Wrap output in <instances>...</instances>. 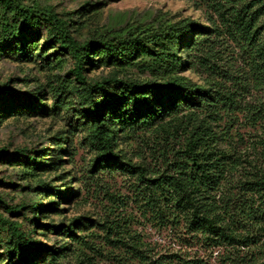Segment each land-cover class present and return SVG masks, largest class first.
<instances>
[{
  "label": "trees",
  "instance_id": "16d2710c",
  "mask_svg": "<svg viewBox=\"0 0 264 264\" xmlns=\"http://www.w3.org/2000/svg\"><path fill=\"white\" fill-rule=\"evenodd\" d=\"M187 1L203 13L210 25L184 19L145 28L133 25L93 30L86 38L79 39L73 33L75 20L59 16L48 4L37 0H0V56L31 58L37 38L44 35L42 52L52 48L55 54L63 53L70 59L66 74L74 80L81 111L79 114L71 112L70 118L91 130L88 142L95 149L92 169L123 166L141 182H149L147 186L153 193L149 200L151 210L157 208L159 215H165L166 225H183L190 238L203 240L207 245L224 240L247 246L248 240L237 238L230 222L245 225L249 220L260 222L264 220V208L259 214L257 210L250 211L254 205L242 209L233 197L227 198L223 205L216 203L215 194L227 179V172L235 166L229 161L232 159L230 148L220 146L229 133L215 131L210 120L218 121L217 118L231 115L242 107L247 110V119H251L253 127H260L264 150V0ZM186 37L184 44L182 40ZM228 43L235 47L241 61L235 59L236 64L226 66L243 69V79L230 77L229 70L222 72L216 62L217 47ZM183 61L191 68L204 69L208 74L204 85L179 74ZM112 62L141 66L148 76H90V69L94 71L101 63ZM216 74L220 77L217 82ZM225 78L233 85L229 89L221 82ZM10 80L0 83L3 102L0 120L6 115L46 107L41 102L40 92H19ZM248 86L260 95H256L254 103L247 102L246 107L242 102L246 100ZM122 125L162 130L179 125L188 133L183 146L175 153V160L158 177L151 179L144 168L126 161L118 149L115 136ZM63 140V134L46 140L53 144L52 158L47 165L40 158L41 149L32 152L25 147L10 150L5 146L0 148V158L23 165L25 173L31 175L44 167L56 170L62 161L58 154L63 150L58 145ZM65 185L67 183L63 182L55 187ZM29 187L35 190V198L28 202L10 206L0 196V203L10 214L22 216L20 221L12 220L0 211V249L7 259L0 264H65L62 258L73 250L66 238H76V229L83 223L78 218L68 224L43 221L42 213L45 219H50L52 211L61 210L60 200L52 198L54 188L50 182L40 180ZM253 190L259 192L258 188ZM69 192L59 189L56 195L63 199ZM43 193H46L45 198ZM155 193L158 198L154 197ZM52 231L63 239L55 240L52 245L41 240V237L48 239ZM156 264L209 263L199 257L186 259L181 254H168ZM238 264L250 263L241 257Z\"/></svg>",
  "mask_w": 264,
  "mask_h": 264
},
{
  "label": "rangeland",
  "instance_id": "374dc122",
  "mask_svg": "<svg viewBox=\"0 0 264 264\" xmlns=\"http://www.w3.org/2000/svg\"><path fill=\"white\" fill-rule=\"evenodd\" d=\"M37 1L52 6L63 18H73V33L79 39L86 38L93 30L128 28L133 25L145 28L184 19L210 25L203 13L187 0ZM43 36L37 38V47L31 58H17L10 54L0 56V83L11 79L10 84L19 92L37 90L42 94L41 102L46 105L29 113L3 117L0 120V148L8 146L10 150H15L25 147L32 152L41 149L43 153L40 158L47 165L52 158L50 153L53 144L46 140L57 139L59 134H63L64 140L58 145L63 150L58 154L62 161L56 170L44 167L31 175L25 173L23 165L0 158V179L3 180L0 183V196L7 204L15 206L35 198V190L29 186H35L40 180L50 182L54 188L52 198L60 200L61 210L52 211L50 219H45V214L42 213L43 221L49 223L54 220L56 224H68L78 218L83 223L76 229V238L65 237L72 243L73 250L62 258V262L156 264L168 254H181L186 259L199 257L209 264H238L241 257L250 264L264 262V220H249L248 225L230 222L237 238L248 240L247 246L229 244L224 240L207 245L203 240L190 238L183 225H166L168 219L163 214L159 215L157 208L151 210L149 200L153 193L147 186L149 182H141L137 175L129 173L123 166L92 169L95 149L88 142L91 130L70 118L71 112H81L74 80L66 74L70 59L63 53L55 54L52 48L42 52ZM188 37L182 40L184 44ZM217 51L218 57L215 58L222 72L229 70L230 77L234 75L240 79L243 76L245 78L243 69L226 66L227 63L236 64L235 59L240 60L232 44L218 46ZM180 56L184 60L182 51ZM182 66L180 75L204 85L208 74L202 67L191 68L185 61ZM89 72L94 77L148 76L141 66H126L116 62L101 63L100 67L94 71L90 69ZM219 78L218 74L214 77L216 82ZM221 82L224 88L233 86L227 78ZM234 89L235 87L232 88ZM246 90V100L242 105L247 107V102L254 103L256 95L260 93L251 87ZM2 104L0 100V105ZM241 108L231 115L217 118L218 121L209 119L215 131L229 133L220 146L230 148L232 159L229 161H232V166L234 162L235 166L227 172V179L215 194V201L223 205L227 198L233 197L238 207L249 209L250 205H254L250 211L257 210L259 214L264 208L262 132L259 131V126L253 127L251 119H247V110ZM124 126H120L116 132L118 149L122 151L126 161L144 168L147 177L151 179L158 177L175 160V153L183 146L188 133L179 125L167 126L166 130ZM63 182L67 185L55 187ZM257 188L259 192L253 190ZM59 189L70 192L66 198L60 199L56 195ZM42 196L46 197V193ZM154 197L158 198V193ZM0 211L12 220H22V216L10 214L2 203ZM241 214L243 215L242 212ZM48 236V239L41 237V240L50 245L55 240L63 239V236H58L54 231ZM0 258V262H7L2 249Z\"/></svg>",
  "mask_w": 264,
  "mask_h": 264
}]
</instances>
